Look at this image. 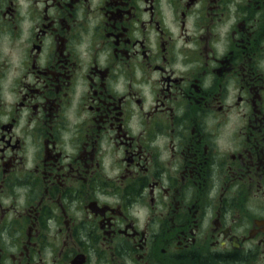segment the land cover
Instances as JSON below:
<instances>
[{"label": "flooded vegetation", "instance_id": "1", "mask_svg": "<svg viewBox=\"0 0 264 264\" xmlns=\"http://www.w3.org/2000/svg\"><path fill=\"white\" fill-rule=\"evenodd\" d=\"M0 264H264V0H0Z\"/></svg>", "mask_w": 264, "mask_h": 264}]
</instances>
